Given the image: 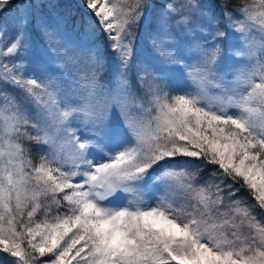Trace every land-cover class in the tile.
<instances>
[{
	"label": "snow or ice",
	"instance_id": "1",
	"mask_svg": "<svg viewBox=\"0 0 264 264\" xmlns=\"http://www.w3.org/2000/svg\"><path fill=\"white\" fill-rule=\"evenodd\" d=\"M50 4L0 0L5 264H264V0H81L71 55Z\"/></svg>",
	"mask_w": 264,
	"mask_h": 264
},
{
	"label": "rangeland",
	"instance_id": "2",
	"mask_svg": "<svg viewBox=\"0 0 264 264\" xmlns=\"http://www.w3.org/2000/svg\"><path fill=\"white\" fill-rule=\"evenodd\" d=\"M249 2L251 3L252 0H249ZM53 3L55 4L54 9L51 7V4L49 5V8H51L53 15H55L57 13L66 12L67 8H68L69 10H72V12L74 14L77 15V19L75 22L77 25H79L83 19L88 18L91 15L89 13V11L83 7V5L81 4V0H52V4ZM69 10H68V12H69ZM68 12H66V13H68ZM15 14L16 13L13 10L11 13H8L4 17L10 19ZM9 27H10V25H9ZM67 33H66V40L68 41L69 50H70L68 55H71V48L73 46V41L76 39V33L74 32V37H69V33H68V35H67ZM31 34H32L33 44H32V47L29 49L27 55L32 60H37L40 57V48L43 46V41H42L41 37L36 33L35 29H31ZM254 35L256 36L257 40H259V37L261 34L259 32L258 27L256 29H254ZM181 38L185 41L186 44L189 42V38L183 37V35L181 36ZM141 46H143V44H141V42H138V45H137L138 51L140 50ZM65 63L67 64V76L69 77V79L71 81H74L76 79H80L82 76V73L77 72L76 68L73 66L71 61L66 60ZM134 63H135V61H134ZM82 82L83 81L81 80V83ZM68 86H69L68 83H66L65 87H68ZM45 259H47V258H45Z\"/></svg>",
	"mask_w": 264,
	"mask_h": 264
},
{
	"label": "trees",
	"instance_id": "3",
	"mask_svg": "<svg viewBox=\"0 0 264 264\" xmlns=\"http://www.w3.org/2000/svg\"><path fill=\"white\" fill-rule=\"evenodd\" d=\"M243 0H227V2H229L230 4H236V3H242ZM164 2V0H153V3H154V6L156 9L159 8V6ZM201 2L204 4V6L206 8H210V9H213L217 15H219V12H220V5L225 2V0H201ZM54 4V3H53ZM70 5V4H69ZM68 5V6H69ZM15 7V5H13V8ZM52 7V5H51ZM49 11H51V8H48ZM68 8H67V11L68 12ZM12 11H9V12H6L4 13V16L7 15L8 13H11ZM66 12H62V14L65 15V17L68 19L69 21V30H68V33H69V37H74V31H72V24L73 22H76V19H77V15L74 14L72 12V10H69L68 13ZM153 27H155V25L153 24L152 25ZM67 33V35H68ZM140 41L141 44H144V31L143 29H141V32H140ZM135 65V63H134ZM132 74L133 76L135 75V66H133V69H132ZM33 156H36V153L37 151L39 150L36 146H33ZM207 174V170L205 171V175ZM238 195L240 196H244L246 195V192L244 191H241L240 193H238ZM251 198L249 197V203H251ZM257 212H259V210L257 209ZM0 264H5V260H4V257L0 256Z\"/></svg>",
	"mask_w": 264,
	"mask_h": 264
}]
</instances>
